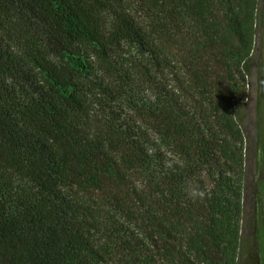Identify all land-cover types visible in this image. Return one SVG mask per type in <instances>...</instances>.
Listing matches in <instances>:
<instances>
[{
	"label": "trees",
	"instance_id": "trees-1",
	"mask_svg": "<svg viewBox=\"0 0 264 264\" xmlns=\"http://www.w3.org/2000/svg\"><path fill=\"white\" fill-rule=\"evenodd\" d=\"M263 1L0 0V264H242Z\"/></svg>",
	"mask_w": 264,
	"mask_h": 264
},
{
	"label": "flooded vegetation",
	"instance_id": "flooded-vegetation-1",
	"mask_svg": "<svg viewBox=\"0 0 264 264\" xmlns=\"http://www.w3.org/2000/svg\"><path fill=\"white\" fill-rule=\"evenodd\" d=\"M257 104L258 100L254 115L249 118L245 115L240 124V128L247 136L246 122H248L251 135L247 136L243 175V181H245L246 171H249L251 181L247 184V188L251 190L248 195L246 185L242 186L241 201V243L246 241L245 233L248 230L250 247L247 252H243L242 247V264H264V111H257ZM247 154L248 161L246 160ZM246 199L249 211L244 210Z\"/></svg>",
	"mask_w": 264,
	"mask_h": 264
},
{
	"label": "rangeland",
	"instance_id": "rangeland-1",
	"mask_svg": "<svg viewBox=\"0 0 264 264\" xmlns=\"http://www.w3.org/2000/svg\"><path fill=\"white\" fill-rule=\"evenodd\" d=\"M261 25L259 26L257 30V41L256 44V53L252 60V72L248 80V101L247 106L245 108V115L247 118L252 117L255 112V106L258 100L259 94L262 92L264 93V1L261 2ZM246 129H247V136H251L249 132V124L246 122ZM248 140V138H247ZM246 160L248 161V154L246 155ZM250 176L249 171H246V179L242 182V186L246 185V188L248 187L247 184L250 183ZM250 188H247L248 195L250 194ZM244 210L249 211V205L247 203V199L244 202ZM246 215H244L245 217ZM245 235L247 237L245 238L246 241L243 242V252H247L248 248L250 247V240H249V231L247 230Z\"/></svg>",
	"mask_w": 264,
	"mask_h": 264
}]
</instances>
